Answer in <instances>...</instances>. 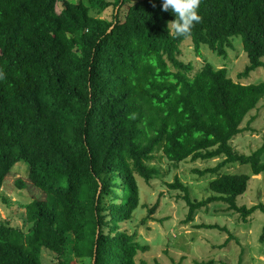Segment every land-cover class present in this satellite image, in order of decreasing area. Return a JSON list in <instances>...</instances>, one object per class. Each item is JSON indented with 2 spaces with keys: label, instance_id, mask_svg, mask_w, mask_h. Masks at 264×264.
<instances>
[{
  "label": "trees",
  "instance_id": "1",
  "mask_svg": "<svg viewBox=\"0 0 264 264\" xmlns=\"http://www.w3.org/2000/svg\"><path fill=\"white\" fill-rule=\"evenodd\" d=\"M125 4L123 18L97 16ZM235 36L249 60L243 79L263 65L264 0H0V189L24 161L45 194L26 205V229L0 221V264H42L43 249L55 264H137L149 247L122 225L139 206L136 175L150 183L160 174L157 152L175 164L223 158L194 169L200 176L233 163L263 174L264 142L245 154L231 141L264 98V81L243 84L209 62L193 73L180 58L186 38L198 57L202 44L226 57ZM250 178L220 174L201 201L178 178L168 186L184 192L186 221L212 202L246 221L264 212L237 204Z\"/></svg>",
  "mask_w": 264,
  "mask_h": 264
},
{
  "label": "rangeland",
  "instance_id": "2",
  "mask_svg": "<svg viewBox=\"0 0 264 264\" xmlns=\"http://www.w3.org/2000/svg\"><path fill=\"white\" fill-rule=\"evenodd\" d=\"M68 1L76 3L79 0ZM128 5H123L121 9L120 5L115 11L112 6L99 15L95 12L91 14L112 19L113 13L120 11V17L123 18ZM60 9L61 5L57 3V12ZM233 39V46L227 48L226 57L218 56L205 44L201 45V57H198L193 51L191 39L186 38L181 44L180 58L194 64L193 73L200 69L204 62H209L216 68L225 67L232 79L243 84L264 81V57L261 67L252 71L247 78L238 79V73L245 68L249 60L241 37L235 36ZM241 127L244 130L232 139L231 144L238 152L250 154L264 142V98L246 116ZM222 159H188L175 164L167 160L161 152H157L151 164L159 169V176L147 183L136 175L140 194L139 206L134 210L132 218L123 223L122 229L133 234L136 241L149 247L147 251L138 254L137 264L143 261L154 264L156 260L160 264H264V240H261L264 233L263 211L257 209L244 221L239 213L228 210L224 202H212L199 209L191 221H186L188 205L183 198L184 192L168 186L178 178L188 187L190 198L201 201L214 194L209 189V183L216 176L224 173L250 174L248 188L244 194L237 197V204L248 207L260 203L264 205V173L252 175L249 164H227L217 173L204 176L194 172V169L215 167ZM28 171L26 162L16 163L0 189V221L22 229L28 226L25 221L26 205L36 198L45 197V194L29 181ZM19 181L24 182L25 186L21 188ZM156 204L152 218L143 222L148 209ZM200 224H217L228 231L221 228H200ZM229 233L232 237L226 243ZM56 261L54 253L47 249L42 250V264H55ZM72 263L91 264V259L73 257Z\"/></svg>",
  "mask_w": 264,
  "mask_h": 264
},
{
  "label": "water",
  "instance_id": "3",
  "mask_svg": "<svg viewBox=\"0 0 264 264\" xmlns=\"http://www.w3.org/2000/svg\"><path fill=\"white\" fill-rule=\"evenodd\" d=\"M95 251H96V246H95ZM93 260H95V256H94Z\"/></svg>",
  "mask_w": 264,
  "mask_h": 264
}]
</instances>
